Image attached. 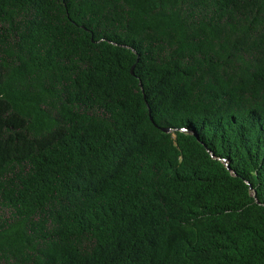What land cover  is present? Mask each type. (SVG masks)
Masks as SVG:
<instances>
[{
	"label": "trees",
	"instance_id": "16d2710c",
	"mask_svg": "<svg viewBox=\"0 0 264 264\" xmlns=\"http://www.w3.org/2000/svg\"><path fill=\"white\" fill-rule=\"evenodd\" d=\"M0 264H264V0H0Z\"/></svg>",
	"mask_w": 264,
	"mask_h": 264
},
{
	"label": "water",
	"instance_id": "95a60500",
	"mask_svg": "<svg viewBox=\"0 0 264 264\" xmlns=\"http://www.w3.org/2000/svg\"><path fill=\"white\" fill-rule=\"evenodd\" d=\"M132 73H134L133 70H132ZM163 130H164L165 132H169V131H170V130H168V129H163Z\"/></svg>",
	"mask_w": 264,
	"mask_h": 264
}]
</instances>
